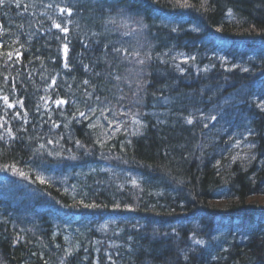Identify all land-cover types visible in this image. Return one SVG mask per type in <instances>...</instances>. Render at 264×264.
<instances>
[{"label":"trees","instance_id":"16d2710c","mask_svg":"<svg viewBox=\"0 0 264 264\" xmlns=\"http://www.w3.org/2000/svg\"><path fill=\"white\" fill-rule=\"evenodd\" d=\"M21 3L0 7V95L25 106L0 101L21 137L0 142V165L27 174L0 171V264H264V111L250 102L264 96V0ZM209 51L228 62L205 65ZM49 116L59 128L41 126Z\"/></svg>","mask_w":264,"mask_h":264},{"label":"snow or ice","instance_id":"6c2138e0","mask_svg":"<svg viewBox=\"0 0 264 264\" xmlns=\"http://www.w3.org/2000/svg\"><path fill=\"white\" fill-rule=\"evenodd\" d=\"M11 5H14V7L16 9H24L25 11L29 7L28 4L21 3V0H0V7H7V6H11ZM183 6L187 7L188 5L185 4ZM49 7H51V5H49ZM59 11L61 13H67L68 16H71L73 14L72 8L71 7H67V6L61 7L59 9ZM111 22L115 23V21H111ZM20 27H22V25ZM53 27L59 29L61 33H68L69 32V29L67 27H62L60 23L53 22ZM5 34H7V33L4 30L3 26H0V35H5ZM57 38L59 39V37H57ZM65 39H66V37H65ZM3 47H5V44L3 42H0V48H3ZM84 47H85V49H88L90 46L88 44H85ZM62 51H63V54H64V64H63V66H64L65 69H68L69 71H72L73 68H72V65L70 64L69 56H68V54H69L68 43H63ZM115 51L119 52L120 50L119 49H115ZM2 55L6 57V62L7 61H13V52L9 51V52L3 53ZM15 55H16V62H18L20 57L22 56V53L19 50H16ZM135 55L138 56L139 53H136ZM36 59H39V57H36ZM189 59L195 60V57L186 58L184 60V62L187 63ZM224 59H226V58H224ZM139 63L140 64H144L145 61L140 60ZM81 67H82L84 72H87L89 70V66L85 65L83 63H81ZM232 67H237V66L233 65ZM230 70H231L230 68H225V71H230ZM242 70L244 72H249L250 71V69L247 68V67L243 68ZM181 71H183V70H181ZM204 71H208V69H204ZM18 75H19V73H18ZM28 75H29V78H31V73H29ZM41 76H42V79H45V80L48 79L43 74H41ZM7 79H8V77H5V80H7ZM116 79H119V77H116ZM56 83H57L56 79L53 77V78H51V85H47V87H52V86L56 85ZM89 83H90L89 80H87V79L83 80V84L84 85H89ZM12 87L15 88V84H13ZM2 91H3V89H0V92H2ZM91 95L92 94L88 93L87 89H85L84 97H85V102L86 103H87L88 100L91 99ZM49 99H51V98L50 97L49 98H45L44 96L40 97V100L44 101V107L45 108H48V100ZM96 99L99 100L100 99L99 96H97ZM0 101L3 102V107L5 109H9V110L10 109H14V108L23 109L25 107L24 106V101L22 99H10V96L8 94L0 95ZM250 102L254 103L255 107H257L261 111H264V96H260V97H255L254 96V97L251 98ZM52 103H54L57 106V108H59V107H62L63 105H65V104H68L69 101L67 99H65V98H56L55 100L52 101ZM89 111H92L93 115H95V110L94 109L90 108ZM109 111H111V110L109 109ZM36 112L37 113L40 112V105L39 104L36 105ZM76 114H78L79 117L88 118L87 114L84 111H79V109H76V113L73 115L74 119L76 118ZM7 115H8V113L5 112L4 116H7ZM28 115H29V113H28L27 110H25L23 112L18 110V111H16L14 113L12 119L20 120V121L23 122V124H28L29 123V120L27 119ZM4 116H0V130H2V131H0V142L5 141L6 136L9 139H11L12 141H15L16 139H20L21 137L18 134H15V135L13 134L12 128L8 126L9 125V121L4 119ZM210 119L211 120H216L217 116L213 115V116L210 117ZM41 121H42V125L41 126H43V124H50L52 128H59L60 127V124L57 121L53 120L51 116L48 117L47 121H44L43 117H41ZM134 122H138V121H134ZM186 123L187 124H192L193 120L189 118V119L186 120ZM33 126L35 127L36 125H33ZM65 126H67V125H65ZM204 127H208V125L204 124ZM19 131H27V129H25V128H23V126H21ZM249 134H251L250 130H249ZM39 138L42 139V137H39ZM61 139H63V137H61ZM246 139H247V137H245V140ZM53 143H54L53 139H49L47 141V144H53ZM55 143L58 144L59 141H55ZM241 143H242V141H240V140L235 141V144H236L237 147H239ZM75 145H76L77 148H81V149H83L85 147L81 143V141H79V140L75 141ZM45 147H46L45 144H40V147H39V149H36V153L35 154H37V155L40 154V150L44 149ZM48 154L51 155V152H49ZM85 154H86V152H85ZM0 155H2V153H0ZM57 155H59V152L57 153ZM71 158L72 159H76V156L74 155ZM233 159L235 160L236 157H233ZM252 159H255V157L253 156ZM125 163H127V161H125ZM217 164H219V161H217ZM9 170H11L14 173L18 174L19 176L24 177L25 179H27V174L25 172H23V171H18L17 172L16 166L14 164L13 165H0V171H9ZM36 179L41 184H44L46 182L40 176H37ZM131 183L133 185H136L137 181L136 180H132ZM81 203L83 204V207H85V208H99V207H101L100 205L94 204V203L93 204H88V203H83V202H81ZM104 207H107V206H104ZM114 207L116 209H119L120 205L116 204V205H114ZM125 208H127L128 210H132L130 208V206H128V205H125ZM193 243L197 244V245H202L205 242L203 240L196 239L195 237H193ZM68 255L71 256L72 253L69 252Z\"/></svg>","mask_w":264,"mask_h":264},{"label":"rangeland","instance_id":"374dc122","mask_svg":"<svg viewBox=\"0 0 264 264\" xmlns=\"http://www.w3.org/2000/svg\"><path fill=\"white\" fill-rule=\"evenodd\" d=\"M217 52H218L219 54L222 55V58H223V61H224V62H228V61H227L228 58H227V56H226L225 54H223V53H221V52H219V51H217ZM234 57L239 61V58H240V57H238V56L235 55V54H234ZM224 58H226V59H224ZM237 65H238V62L236 63V66H237ZM236 101H237L236 98L233 97V99H230V100L226 101L225 103L221 104L222 107H221V109H220V112H223L222 110H224L225 108H229V110H231V109H233V108H236V106L238 105V104L236 103ZM237 102H238V101H237ZM229 110H228V111H229ZM216 113H218V111H217L216 109H214L213 111L210 112L208 118H210V117L213 116V115L216 116Z\"/></svg>","mask_w":264,"mask_h":264},{"label":"bare ground","instance_id":"6f19581e","mask_svg":"<svg viewBox=\"0 0 264 264\" xmlns=\"http://www.w3.org/2000/svg\"><path fill=\"white\" fill-rule=\"evenodd\" d=\"M206 56L204 57V58H206V60H205V65H210V64H212V62H219V63H221L222 65H224V62H223V58H222V55L221 54H219L217 51H214V52H212V51H209V52H206V54H205ZM227 57H229V56H227ZM231 65V64H230ZM88 209V208H87ZM89 210H91V209H89Z\"/></svg>","mask_w":264,"mask_h":264}]
</instances>
